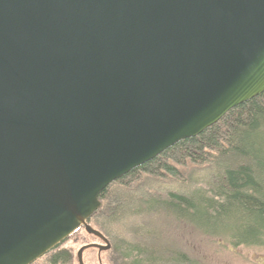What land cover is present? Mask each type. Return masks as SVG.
<instances>
[{
  "label": "water",
  "instance_id": "1",
  "mask_svg": "<svg viewBox=\"0 0 264 264\" xmlns=\"http://www.w3.org/2000/svg\"><path fill=\"white\" fill-rule=\"evenodd\" d=\"M264 93V0H0V264H34L112 183Z\"/></svg>",
  "mask_w": 264,
  "mask_h": 264
},
{
  "label": "trees",
  "instance_id": "2",
  "mask_svg": "<svg viewBox=\"0 0 264 264\" xmlns=\"http://www.w3.org/2000/svg\"><path fill=\"white\" fill-rule=\"evenodd\" d=\"M189 164L214 169L208 191L162 197L149 185L131 188L163 175L180 180L178 168ZM99 201L88 224L107 239L110 264H204L175 242V230L185 228L214 240L227 238L235 248H264V93L112 183ZM222 227L234 233H221ZM66 241L44 256L46 264L68 260L59 250Z\"/></svg>",
  "mask_w": 264,
  "mask_h": 264
},
{
  "label": "rangeland",
  "instance_id": "3",
  "mask_svg": "<svg viewBox=\"0 0 264 264\" xmlns=\"http://www.w3.org/2000/svg\"><path fill=\"white\" fill-rule=\"evenodd\" d=\"M182 178L180 180L163 175L161 178L151 179L144 183L132 185V189L138 191L143 185L153 189L159 196L167 197L170 194L186 196L189 192L195 190L208 189L209 176H212L214 169L209 165L179 167ZM139 188V189H138ZM149 189V190H151ZM152 191V190H151ZM187 222H192V217H185ZM94 227L93 223L89 224ZM95 228V227H94ZM205 231H208L205 229ZM222 232H233L234 228H221ZM201 232L192 228L184 230H175L174 239L178 246H186L192 250L195 259H201L204 264H264V248H235L229 244L227 238L210 239L203 237ZM121 235V233H120ZM101 244L96 238L87 235L83 229H79L73 234L59 250H65L68 253V260L61 259L60 264H77L76 255L78 250L86 245ZM180 244V245H179ZM35 264H46L45 257ZM83 264H110L108 253H98L97 250L88 249L83 253Z\"/></svg>",
  "mask_w": 264,
  "mask_h": 264
},
{
  "label": "bare ground",
  "instance_id": "4",
  "mask_svg": "<svg viewBox=\"0 0 264 264\" xmlns=\"http://www.w3.org/2000/svg\"><path fill=\"white\" fill-rule=\"evenodd\" d=\"M108 188V187H107Z\"/></svg>",
  "mask_w": 264,
  "mask_h": 264
}]
</instances>
